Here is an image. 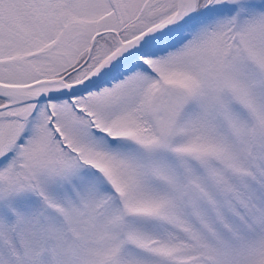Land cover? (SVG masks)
Here are the masks:
<instances>
[{
    "label": "snow or ice",
    "instance_id": "snow-or-ice-1",
    "mask_svg": "<svg viewBox=\"0 0 264 264\" xmlns=\"http://www.w3.org/2000/svg\"><path fill=\"white\" fill-rule=\"evenodd\" d=\"M0 264H264V0H0Z\"/></svg>",
    "mask_w": 264,
    "mask_h": 264
}]
</instances>
